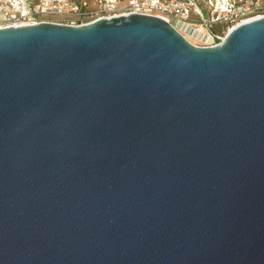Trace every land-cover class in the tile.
Segmentation results:
<instances>
[{"label":"water","instance_id":"water-1","mask_svg":"<svg viewBox=\"0 0 264 264\" xmlns=\"http://www.w3.org/2000/svg\"><path fill=\"white\" fill-rule=\"evenodd\" d=\"M0 264H264V15L0 27Z\"/></svg>","mask_w":264,"mask_h":264},{"label":"built area","instance_id":"built-area-1","mask_svg":"<svg viewBox=\"0 0 264 264\" xmlns=\"http://www.w3.org/2000/svg\"><path fill=\"white\" fill-rule=\"evenodd\" d=\"M5 1L9 3L15 12H3V16H0V27L30 25L42 21L79 25L87 23L86 21L88 20L86 19L91 18L94 13L99 12L101 14L104 13V15L102 14L97 18L142 13L162 17L186 38V35L191 33H202L204 27L207 28L209 24L217 21L225 25L228 32L237 24L251 17L262 16L253 14L254 16L245 17L246 14L254 13L248 6V2L245 1H242L240 4L227 1V5L219 11L216 18L210 21L203 17L198 0H94L92 5L95 10L90 8L91 3L87 0ZM191 14H194V16ZM195 45L205 46L200 44Z\"/></svg>","mask_w":264,"mask_h":264},{"label":"rangeland","instance_id":"rangeland-1","mask_svg":"<svg viewBox=\"0 0 264 264\" xmlns=\"http://www.w3.org/2000/svg\"><path fill=\"white\" fill-rule=\"evenodd\" d=\"M91 3L90 8L95 10L92 3L94 0H87ZM200 3V8L203 13V17L210 21L213 18H216L219 11L226 6L227 1L236 2V4H240L242 1L248 2V6L251 8V11L254 13L246 14L245 17L254 16V15H264V0H198ZM94 8V9H93ZM5 11H13V8L9 5L5 0H0V16H3V12ZM104 15V13H102ZM99 13H94L91 18H88L86 22L94 20L95 18L102 15ZM251 14V15H250ZM254 14V15H253ZM194 16V14H191ZM174 21V19H173ZM208 28V29H207ZM203 29V32L200 34H189L186 35V38L193 44H200L205 46H211L212 44H216L221 41V39L227 34V27L223 25L221 22L217 21L209 24V26ZM210 29V30H209ZM212 31V32H210Z\"/></svg>","mask_w":264,"mask_h":264},{"label":"bare ground","instance_id":"bare-ground-1","mask_svg":"<svg viewBox=\"0 0 264 264\" xmlns=\"http://www.w3.org/2000/svg\"><path fill=\"white\" fill-rule=\"evenodd\" d=\"M253 18H255V16H254V17H251V18H249V19H253ZM249 19H248V20H249Z\"/></svg>","mask_w":264,"mask_h":264}]
</instances>
